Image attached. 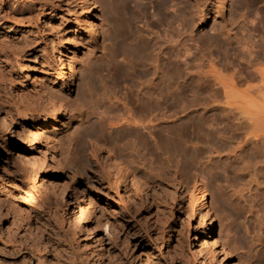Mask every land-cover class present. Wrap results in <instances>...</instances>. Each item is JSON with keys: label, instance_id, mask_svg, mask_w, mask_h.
Masks as SVG:
<instances>
[{"label": "rangeland", "instance_id": "1", "mask_svg": "<svg viewBox=\"0 0 264 264\" xmlns=\"http://www.w3.org/2000/svg\"><path fill=\"white\" fill-rule=\"evenodd\" d=\"M177 1L172 13V0H90V10L86 0H0V247L28 245L32 264H65L73 248L90 255L85 264H200V213L188 193L200 173L216 260L264 264V140L247 134L251 121L208 67L214 46L238 75L258 76L251 86L264 84L237 41L242 18L255 19L246 29L264 63V0ZM124 102L145 124L104 125L108 113H126ZM220 219L238 241L232 257L221 251Z\"/></svg>", "mask_w": 264, "mask_h": 264}, {"label": "bare ground", "instance_id": "2", "mask_svg": "<svg viewBox=\"0 0 264 264\" xmlns=\"http://www.w3.org/2000/svg\"><path fill=\"white\" fill-rule=\"evenodd\" d=\"M90 0H86V2H88V4H86L87 6H88V8H86V9H91V7L92 6H94V5H91L90 4V2H89ZM137 1V0H136ZM143 1V0H142ZM139 2V1H138ZM137 2V3H138ZM93 3V2H92ZM94 4V3H93ZM169 4V3H168ZM180 4H182L180 1H177V0H172V2L170 3V8H167V9H171V12L172 13H175V11H176V8L180 5ZM225 5H226V1L225 0H223V8L225 7ZM85 6V5H84ZM86 6V7H87ZM165 8V7H164ZM166 9V10H167ZM93 10V9H92ZM257 10V9H256ZM202 12V11H201ZM245 12V11H244ZM85 13V12H84ZM89 13V12H88ZM87 13V14H88ZM255 13V12H254ZM199 14V13H198ZM223 14V13H222ZM251 14V13H250ZM89 15H91V14H89ZM256 15V14H255ZM255 15H253L255 18L258 16V14L255 16ZM241 16H243V15H241ZM88 17V16H87ZM246 17V16H245ZM242 18V17H240V18H242V20H241V23L243 24V28H241V29H243V39H244V41H242V39L240 40L239 38H237V41L238 42H240V46H241V48H244L247 52L246 53H248V55H249V60H250V63L252 64V65H254V67H256V71H257V73H258V75H259V77H260V80L262 81V82H264V63H262V61H259V60H256V58L253 60V55L255 56V51H256V47H255V45H256V38L255 37H252V31L250 32V31H248V29H246V28H248V27H250L251 26V24H254V22H255V19H247V18ZM173 18V21L175 22V24H178V26L180 25V21H182V19L180 20V17H177L176 15H174V17H172ZM140 19V18H139ZM87 20H89V19H87ZM85 21H86V19H85ZM89 21H91V20H89ZM238 22V21H237ZM146 23V22H145ZM167 23H169L168 21H167ZM226 23V22H225ZM87 24H91V22L90 23H87ZM170 24V23H169ZM232 24V23H231ZM171 25V24H170ZM92 26V25H91ZM177 26V25H176ZM233 26V25H232ZM240 26H242V25H240ZM150 27V26H149ZM148 27V31L150 32L149 34H151V35H157V37H161V35H159V30H156L155 31V29L153 28V27H151V28H149ZM231 26L230 25H228V24H225V29L223 30L222 29V31L220 30V32H227L226 34L228 35V37H230V33L234 30V29H231L230 28ZM90 28H92V27H90ZM251 28V27H250ZM212 29H215V28H212ZM240 29V28H239ZM240 29V30H241ZM252 30H253V28H251ZM92 30V29H91ZM255 30V29H254ZM139 31V30H138ZM162 31L163 32H165V34L168 32V30L166 29V28H162ZM236 31V30H235ZM238 31V30H237ZM225 32L222 34V35H224L225 34ZM255 32V31H254ZM233 33H235V32H233ZM237 33V32H236ZM164 33H163V35H165ZM225 34V35H226ZM241 34V33H240ZM239 35V34H238ZM178 37V36H177ZM239 37V36H238ZM257 37V36H256ZM231 38V37H230ZM229 38V39H230ZM233 38V37H232ZM235 38H236V34H235ZM228 39V40H229ZM172 40V39H171ZM174 40V39H173ZM230 40H232V39H230ZM63 41V40H62ZM214 42V41H213ZM258 43V42H257ZM209 44V43H208ZM145 45H143V47H144ZM216 47H217V45H215ZM211 47V46H210ZM142 48V47H141ZM160 48V47H159ZM215 47L213 46V47H211L210 49V55H209V57H210V59H209V64H210V66L208 65V67H209V73L210 74H212V78H213V81H215V83L216 84H218L219 86H221L222 87V89L224 90L223 92H225V96L226 97H228V98H230V96H231V98H233V99H235L236 101H237V103L239 104L237 107H240V108H238V110L240 109L241 110V113H243L245 116H247L248 117V119L251 121V124H250V126H252V127H250L249 129H251V130H249L248 132L249 133H247V134H250L251 133V137H252V139L253 138H256V140L258 139H263L264 140V95H260V93L261 94H264V93H262V92H264L263 91V88H264V84H261L260 86L259 85H256V86H254L255 85V83H254V85L253 86H251L252 84H253V82H254V80L252 81V83L250 84V80H249V78L251 79H257L258 81H259V79H258V76L257 75H253V76H251V77H249V78H247V77H242V75L240 76V75H238V73H239V69H237L235 66H233V64L232 63H228V62H224L221 58H220V56H218L219 55V53H217L218 51H216L215 49H214ZM161 50H162V48H160ZM243 49V50H244ZM255 49V50H254ZM109 50V49H108ZM188 51V50H187ZM201 52V51H200ZM242 52V51H241ZM222 53V52H221ZM233 53V52H232ZM236 54V53H235ZM247 55V54H246ZM158 57L160 58V55H158ZM157 57V58H158ZM256 57V56H255ZM223 58V57H222ZM225 60H227V59H225ZM249 62V61H248ZM131 63V62H130ZM129 63V64H130ZM131 65V64H130ZM66 70H68V71H71V73H72V71H74V68H73V66L72 65H70L69 67H67V69ZM66 70H64L65 71V73H66ZM240 74V73H239ZM69 76V75H68ZM64 77H65V74H64ZM69 79V78H68ZM251 79V80H252ZM260 81V82H261ZM248 82V83H247ZM151 83V82H150ZM245 84V86H247L246 84H249L248 86H247V88H246V90L244 91V92H241V90H240V86H242V85H244ZM88 86H90V85H88ZM257 86H259V87H257ZM109 87V86H108ZM90 88V87H89ZM259 97V98H257V99H255L257 96ZM118 96V95H117ZM116 96V100L117 99H119L118 97ZM254 96H256V97H254ZM225 97V98H226ZM261 97H263V99L261 98ZM61 98V97H60ZM230 98V99H231ZM261 98V99H260ZM108 99H109V97H108ZM227 99V98H226ZM110 100V99H109ZM262 101L263 100V102H262V104H259L257 101ZM130 101V100H129ZM234 101V100H233ZM110 102H112V100L110 101ZM126 102V101H125ZM124 102V104H125V114L123 113V114H121V115H119V117H115V116H113V114L111 113H108L107 115H106V117L105 116H103V117H101V121H102V123L104 124V125H107V126H109V128H116V127H119V126H122V125H124V124H126V125H132V124H134V125H143V124H145V123H143V121L142 120H140V119H138V115L136 116L135 114H136V112H133L132 110H131V108H129L128 107V102H127V104ZM235 102V101H234ZM114 103V102H113ZM112 103V104H113ZM236 103V102H235ZM111 104V103H110ZM243 104V105H242ZM115 104H113V105H110V106H114ZM115 107V106H114ZM56 109V108H55ZM60 109V108H59ZM112 109V108H111ZM57 111V110H56ZM113 111V109L111 110V112ZM57 112H59V111H57ZM55 114H56V112H54ZM103 113H105V112H100V114H103ZM173 115V114H172ZM0 118H1V120H3V122L4 123H7V117L5 118V117H3V116H0ZM210 118V117H209ZM212 121L213 120V118L211 119H209V121ZM9 121V120H8ZM146 122V121H145ZM11 123L13 124V121L11 120ZM9 125V124H8ZM10 126V125H9ZM6 128V127H5ZM7 129V128H6ZM12 130V129H11ZM17 131H19V130H17ZM251 131V132H250ZM21 132L23 133V131H22V129H21ZM19 133V132H18ZM20 134V133H19ZM207 134V133H206ZM214 134V133H213ZM224 135V134H223ZM249 136V135H248ZM95 137V138H94ZM213 137V136H212ZM224 137V136H223ZM250 137V136H249ZM262 137V138H261ZM24 138V137H23ZM142 138V137H141ZM87 141H89V142H91V147L93 148V147H100L101 146V150H102V145L104 144V143H102L101 142V139L98 137V136H94V134H90L89 135V138L87 139ZM86 141V142H87ZM143 141V140H142ZM247 142V141H246ZM48 143H49V148L52 150V153H53V158H54V161H55V163H56V165H58V166H60V165H62V162H61V159H62V157L60 156V154H58L57 153V151H56V145H55V143H54V141H52V139L51 140H48ZM142 148H143V150H145L146 148H147V145H146V142L144 141L143 143H142ZM141 148V147H140ZM239 149L242 151L243 150V146H240L239 147ZM63 156V155H62ZM114 160V159H113ZM112 160V161H113ZM111 166V165H110ZM112 167H114V166H112ZM112 169V168H111ZM117 169H118V167H117ZM120 170V169H119ZM120 172V171H119ZM119 172L118 173H116V175H117V178L118 179H121L120 177V175L122 174L121 172H120V175H119ZM197 173V172H196ZM132 174V173H131ZM134 176H135V174H133ZM193 175H195V174H193ZM197 176H198V181L200 180L201 181V186H200V188L198 187H194V188H192L190 191H188V193L190 192V203H191V209L190 210H192L191 212H193L194 214H195V212L196 211H198L199 213H200V222H199V226L201 227V231L203 232L202 233V236H203V243H201V242H195L196 243V245H197V251H196V259L198 258V256L200 257V258H198L199 260H200V264H207V261L209 262V264H220V262H222V261H217L216 260V257L218 256L217 255V251H218V249H219V247H222V246H219V242H218V240H217V237L216 238H214V236L213 237H211V238H209V240L211 241V243H209L208 241H207V237H209L210 235H212V234H214L215 233V222H214V217H213V215H211V211L210 210H207V207H206V198H207V195H208V192H207V190L209 189V188H207L206 186H208L207 184V180H206V178H204L203 177V175H201L200 173L199 174H196ZM195 175V176H196ZM133 176V177H134ZM116 177V176H115ZM194 177V176H193ZM117 179V180H118ZM122 180V179H121ZM121 180H120V182H121ZM139 180V179H138ZM142 181V180H141ZM199 181V182H200ZM117 182V181H116ZM117 183H119V182H117ZM196 184V183H195ZM197 184H198V182H197ZM196 184V185H197ZM192 185V184H191ZM199 185V184H198ZM259 185V184H258ZM209 191V190H208ZM211 194V193H210ZM209 194V195H210ZM189 195V194H188ZM243 195V194H242ZM242 195H240V196H242ZM189 202V201H188ZM188 205H189V203H188ZM190 208V207H189ZM204 208H206V212H203V209ZM210 208H211V206H210ZM211 210H212V208H211ZM81 211H82V209H81ZM243 211V213L244 214H246V212H247V210H245V209H243L242 210ZM248 212H249V210H248ZM247 212V213H248ZM214 213H215V211H214ZM213 213V214H214ZM242 214V213H241ZM243 215V214H242ZM215 216H217V214L215 215ZM75 218H77L76 219V221H78V223L77 224H79V225H83L84 227H86L85 225V222H84V220L86 219V217H85V219H84V217H83V213H79V214H76V217ZM219 218H221V217H219ZM216 219H218V217H216ZM226 220V219H225ZM75 221V222H76ZM219 221V220H218ZM220 223H221V230H220V232H219V229H218V233L219 234H221L220 235V237H218V239L220 240V242H221V245L222 244H224V246H223V248H222V252L225 254V256H231V254H232V250L231 249H233L234 251H238L239 250V247H238V241L236 240V238H232L231 236H230V234H232L233 232H232V226L229 224V222H227V221H223V220H221L220 219ZM245 223V222H244ZM76 224V225H77ZM222 227L224 228L223 229V231L224 232H226L227 233V236L229 237V239H227V238H224V234H226V233H224V232H222ZM246 227V226H245ZM261 227H262V225H261ZM77 228H78V226H77ZM84 229V228H83ZM88 229V228H87ZM255 229H257V228H255ZM247 230H249L248 228H247ZM260 230V229H259ZM86 231V230H85ZM88 232V231H87ZM251 232V231H250ZM256 232V231H255ZM258 232V231H257ZM89 233V232H88ZM222 233H224L223 235H222ZM258 234V233H257ZM91 235V234H90ZM215 235V234H214ZM233 235V234H232ZM219 236V235H218ZM234 236H235V234H234ZM233 236V237H234ZM226 237V236H225ZM262 239V238H261ZM195 240V239H194ZM222 240V241H221ZM11 241V240H10ZM202 241V240H201ZM223 242V243H222ZM13 243V242H12ZM15 243H17V242H15ZM252 244V243H251ZM255 243H253V245H254ZM195 245V246H196ZM252 246V245H251ZM255 246V245H254ZM71 247H72V245H71ZM73 248V247H72ZM71 248V249H72ZM229 249L231 250V254H229ZM228 250V251H227ZM72 251H73V254L71 255V259L68 257V260L70 259L71 261H69V262H65V264H71V263H74V261L77 263V264H85L86 262H87V260L89 259V257H90V255L86 252V251H81V250H77L76 248H73L72 249ZM71 251V252H72ZM25 253H29V255L30 256H27V257H25V258H23L22 260H17V258L18 257H20V256H22L23 254H25ZM234 253V252H233ZM4 254V256L6 257V258H10V259H12V260H14V262H12L11 264H32V261L35 259V256H34V254H33V252H32V250L30 249V247L28 246V245H26V244H23V243H20L19 245H14V244H11V245H4V246H1L0 247V255H3ZM223 254V255H224ZM69 256V255H68ZM193 256H194V254H193ZM224 256V257H225ZM61 257H63V256H61ZM60 257V258H61ZM232 257V256H231ZM64 258H66V257H64ZM67 259V258H66ZM197 259V260H198ZM59 260V259H58ZM68 260H66V261H68ZM195 260V259H194ZM222 260V259H221ZM8 261V260H7ZM63 261V260H62ZM62 261L61 262H59V264H63L62 263ZM196 261V260H195ZM241 261V260H240ZM2 261H0V263H1ZM5 262H6V260H5ZM244 262V261H243ZM6 264V263H5ZM58 264V263H57ZM75 264V263H74ZM143 264H145V263H143ZM199 264V263H198ZM252 264H260V263H258V262H253Z\"/></svg>", "mask_w": 264, "mask_h": 264}]
</instances>
